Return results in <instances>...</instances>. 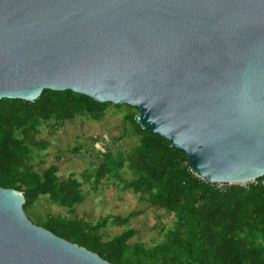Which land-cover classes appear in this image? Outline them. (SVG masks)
Segmentation results:
<instances>
[{"label":"water","instance_id":"95a60500","mask_svg":"<svg viewBox=\"0 0 264 264\" xmlns=\"http://www.w3.org/2000/svg\"><path fill=\"white\" fill-rule=\"evenodd\" d=\"M126 105L210 184L264 175V0H0V100ZM0 188V264H111Z\"/></svg>","mask_w":264,"mask_h":264},{"label":"trees","instance_id":"16d2710c","mask_svg":"<svg viewBox=\"0 0 264 264\" xmlns=\"http://www.w3.org/2000/svg\"><path fill=\"white\" fill-rule=\"evenodd\" d=\"M109 107L72 91L43 90L30 102L0 100V188L24 194L22 205L28 213L41 196L74 214L83 202L82 187L90 182L97 191L113 179L122 190L138 195L140 202L173 215V225L163 240L151 247L129 242L137 230L128 227L140 215L106 216L88 222L74 215H47L36 225L96 253L111 264H264V175L246 186L210 184L188 168V159L159 135L136 123L137 111L128 107L125 120L137 137L129 150L102 153L91 172L59 177L55 164L35 171L31 165L35 150L46 149L38 138L42 127L62 125L77 117L100 121ZM124 168L131 178H124ZM108 226L125 227L103 239Z\"/></svg>","mask_w":264,"mask_h":264},{"label":"rangeland","instance_id":"374dc122","mask_svg":"<svg viewBox=\"0 0 264 264\" xmlns=\"http://www.w3.org/2000/svg\"><path fill=\"white\" fill-rule=\"evenodd\" d=\"M119 106L122 107L118 110L109 107L97 122L80 116L60 126L42 127L38 138L46 141L47 146L43 151L35 150L31 161L33 169L39 171L55 164L59 169V177L65 178L75 173L81 181L80 174L93 171L102 153L110 151L115 155L117 152L129 151L136 144L137 137L125 120L128 107ZM122 175L131 178L126 168ZM91 183L92 180L83 185L84 200L74 207V214L51 203L48 197L41 196L30 209L29 220L36 224L44 221L47 215H64L67 218L76 215L88 222H95L106 216L123 217L132 211H139L141 214L128 225L138 232L129 243H142L147 248L160 243L165 231L173 225L172 214L140 202L138 195L122 190L113 179L103 182L97 191L91 189ZM124 228L108 226L102 229L103 239L113 238Z\"/></svg>","mask_w":264,"mask_h":264}]
</instances>
